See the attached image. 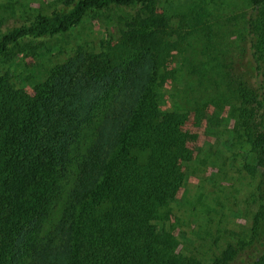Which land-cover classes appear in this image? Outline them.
I'll return each mask as SVG.
<instances>
[{
  "label": "trees",
  "instance_id": "16d2710c",
  "mask_svg": "<svg viewBox=\"0 0 264 264\" xmlns=\"http://www.w3.org/2000/svg\"><path fill=\"white\" fill-rule=\"evenodd\" d=\"M156 1L61 0L6 30L0 12L1 64L15 48L70 32L92 11L136 9L99 49L78 45L18 82L0 73V264H264V0H248L245 12V77L234 61L222 67L229 48L206 5L196 3L175 24ZM175 83L182 91L166 107ZM191 112L218 126L233 120L228 140L218 134L210 149L226 157L240 144V170L257 176L246 229L208 260L182 251L188 220L175 214L183 163L193 155ZM63 190L60 215L47 227ZM235 191L234 205L219 191L214 225L241 215L243 190ZM199 197L185 205L204 204Z\"/></svg>",
  "mask_w": 264,
  "mask_h": 264
},
{
  "label": "rangeland",
  "instance_id": "374dc122",
  "mask_svg": "<svg viewBox=\"0 0 264 264\" xmlns=\"http://www.w3.org/2000/svg\"><path fill=\"white\" fill-rule=\"evenodd\" d=\"M60 2L61 0H0V12L4 18L1 27L6 30L27 22L36 13L48 12L58 6ZM156 3L157 9L165 13L175 24L180 16L196 3L206 5L211 14L209 18L218 30L222 38L221 41L229 48L226 55L220 58L222 67L229 68L234 61V72L245 77L247 58L244 53V34L246 30L243 23L245 12L249 10L248 0H157ZM135 10L133 7L111 6L92 11L70 32L48 38L42 42L37 41V44L33 42L31 45L38 46L36 49L27 46L25 51L20 52L15 48L7 53L0 64V73L9 71L13 75L14 81L18 82L32 74L37 75L52 63L64 60L68 53L78 45L99 49L108 40H115L119 36L126 19ZM236 58H239L240 61H236ZM29 84L26 82V89L32 92ZM182 87L178 83L168 85L166 107H169L174 100L179 99L176 97L175 91L179 89L177 96H180ZM208 110L206 113L211 112L212 108ZM226 114L224 111L223 117ZM194 115V112L190 113L189 120L185 125V130L189 134L188 144L193 150V155L190 160L183 163L186 180L179 192L178 202L175 203V214L188 220L183 225L184 232L180 239L182 251L185 254H195L208 260L219 252V248L224 246L227 240H232L237 234L241 236L246 229L251 214L256 210V206L255 208L253 206L255 201L252 197L248 200L247 196L250 191L253 194L256 193L257 176L248 175L246 171L240 170L241 163L243 159L245 160L244 149L240 144H237L236 147L234 144L231 145L232 150L227 147L228 150L224 154L226 157L221 152L215 151V147L214 151L210 149L218 134V139L228 140L230 135L227 128L232 127L233 120L225 121L228 124L226 126H218L215 123L216 119H195ZM221 144L219 145L221 146ZM234 151L239 153L238 159L233 155ZM62 184L64 188L69 186L66 179ZM237 187L243 190L239 199L241 202L238 204L242 211L241 215L237 217L232 213L226 217L227 222H223L224 226L214 225L219 219L215 206L220 198L219 191L224 190L227 197H230L229 201L234 205V199L230 195L236 194ZM64 190L52 203L46 221L47 227L55 223L60 215ZM200 193L205 199L204 204L199 203L195 209L185 205L188 199L200 198Z\"/></svg>",
  "mask_w": 264,
  "mask_h": 264
}]
</instances>
